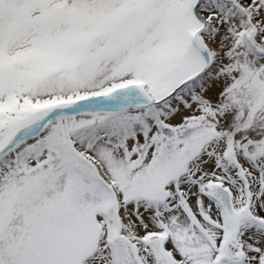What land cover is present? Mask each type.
<instances>
[{
  "label": "snow or ice",
  "instance_id": "6c2138e0",
  "mask_svg": "<svg viewBox=\"0 0 264 264\" xmlns=\"http://www.w3.org/2000/svg\"><path fill=\"white\" fill-rule=\"evenodd\" d=\"M0 264H264V0H0Z\"/></svg>",
  "mask_w": 264,
  "mask_h": 264
}]
</instances>
